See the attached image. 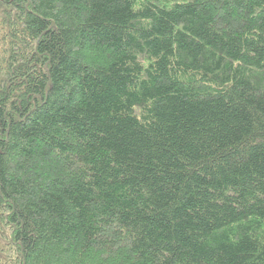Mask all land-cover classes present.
Listing matches in <instances>:
<instances>
[{
	"label": "trees",
	"instance_id": "obj_1",
	"mask_svg": "<svg viewBox=\"0 0 264 264\" xmlns=\"http://www.w3.org/2000/svg\"><path fill=\"white\" fill-rule=\"evenodd\" d=\"M0 264H264V0H0Z\"/></svg>",
	"mask_w": 264,
	"mask_h": 264
}]
</instances>
